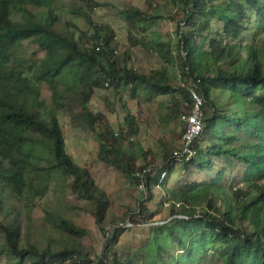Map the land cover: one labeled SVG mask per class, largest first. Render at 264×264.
I'll return each mask as SVG.
<instances>
[{"label":"trees","instance_id":"16d2710c","mask_svg":"<svg viewBox=\"0 0 264 264\" xmlns=\"http://www.w3.org/2000/svg\"><path fill=\"white\" fill-rule=\"evenodd\" d=\"M59 1L0 0V259L7 264L8 259L14 264H92L83 243L88 230L61 215L45 213L59 241L47 237L46 247L28 241L31 212L50 192L53 176L61 175L70 192L88 204L106 238L99 264H206L214 259L264 264V0H165L181 12L174 18L179 37L174 49L159 34L146 39L159 17L136 7L124 11L132 47L156 53L165 64H179L187 84L179 88L168 67L147 74L131 65L130 51L118 55L114 30L91 18L98 2L81 0L82 7L68 9L73 18L86 21L88 34L73 21L60 26ZM136 32L143 38L136 39ZM26 42L34 48L29 57ZM40 85L53 92L63 88L54 96L57 110L94 132L101 162L136 187L145 183L149 200L155 199L156 188L163 192L162 204H169L171 216L151 227L148 255L116 249L123 228L111 235L106 231L107 194L67 152L59 116L34 109L26 100L39 95ZM104 89L127 92L138 104L170 98L168 111L180 122L181 136L191 91L203 97V131L193 143L194 154L181 160L185 178L168 185L181 148L164 154L157 173L149 171L150 162L136 167L127 144L140 133L137 111L123 104L124 120L115 130L103 113L89 107ZM143 204L141 214L148 221Z\"/></svg>","mask_w":264,"mask_h":264},{"label":"rangeland","instance_id":"374dc122","mask_svg":"<svg viewBox=\"0 0 264 264\" xmlns=\"http://www.w3.org/2000/svg\"><path fill=\"white\" fill-rule=\"evenodd\" d=\"M101 6L93 9L91 18L98 25L111 27L116 34V45L118 55L122 56L126 51L131 52V65L135 66L143 73H150L153 70H159L168 67L173 85L177 88L186 87L187 84L181 80L180 65L173 66L163 63L161 57L156 53L146 51L142 46L132 47L133 43L128 37L131 32L128 22L123 13L126 9L136 7L140 11H145L151 17H159L157 25L149 27L146 39H151V33L161 36L163 42H172L173 49L176 48L179 37L177 34L176 21L177 14L181 13L178 6L168 3L165 0H95ZM58 6H62L59 14L61 15V24L73 21L83 31L91 34L86 21L81 18H73L68 9L80 8L83 6L81 0H60ZM143 38V33L136 32V39ZM34 51L33 46L25 43V54L28 57ZM175 53H178L175 50ZM179 62V59H177ZM180 63V62H179ZM39 95L30 98L27 102L34 109L41 110L51 115H58L63 126L67 142V152L72 156L77 165L86 168L95 179L96 185L103 190L109 199V208L106 216V231L110 235L117 227L123 228V234L120 238V244L117 250L126 255L140 249L142 254L148 255V250L152 247L154 233L151 227L162 225L166 219L171 216L169 204H162L163 192L156 188L153 193L155 199L149 200L146 189L134 186L130 181L112 166H108L99 160V145L94 132L81 120L72 122L64 113L57 110L54 96L60 95L63 88L53 92L45 86H39ZM128 104L130 109H136L134 113L138 114L140 133L131 142L127 144V151L136 161V167L141 168L144 164L150 162L157 173L165 162L164 154L173 153L181 147L182 137L180 132L181 124L171 116L169 110L170 98L157 97L148 102L142 101L141 104L130 100L127 92L115 93L112 89L98 90L93 97L89 107L94 113H103L110 125L117 130L123 123L125 110L123 104ZM133 103V104H132ZM182 126L183 123H182ZM174 173L169 179V187L177 184L185 178L188 172L184 170L181 160L172 161ZM147 207L149 213L147 219L141 214V203ZM61 215L64 218L73 221L77 226L88 230V237L83 241L86 248L89 249L92 264H99L104 253L106 238L100 233L90 215L89 206L82 202L76 195L74 196L67 186V182L61 175H54L51 181L50 192L38 202L36 208L31 212L29 221L30 237L28 241L38 243L43 247L49 244L46 239L50 237L59 241V235L53 232L45 220V213ZM134 220L135 223L131 221ZM146 222V223H144ZM151 255V254H150ZM9 264H14L12 260ZM152 262V261H150ZM0 264H7L6 258L0 259ZM69 264V263H68ZM206 264H222L218 259L207 260Z\"/></svg>","mask_w":264,"mask_h":264},{"label":"built area","instance_id":"2783aa9c","mask_svg":"<svg viewBox=\"0 0 264 264\" xmlns=\"http://www.w3.org/2000/svg\"><path fill=\"white\" fill-rule=\"evenodd\" d=\"M192 107L190 112L184 113L181 116L182 122L186 125L185 134L181 141V151L176 156V160H182L183 158L189 159L193 153V143L195 139L203 131V105L204 99L196 91H191ZM146 171L142 173L138 172L137 176L143 178ZM141 189H145V183L139 185Z\"/></svg>","mask_w":264,"mask_h":264}]
</instances>
